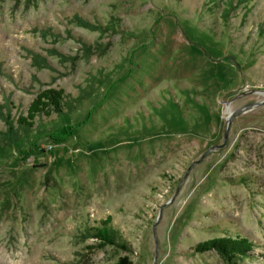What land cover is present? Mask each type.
<instances>
[{"label":"rangeland","instance_id":"374dc122","mask_svg":"<svg viewBox=\"0 0 264 264\" xmlns=\"http://www.w3.org/2000/svg\"><path fill=\"white\" fill-rule=\"evenodd\" d=\"M262 101L264 0H0V264H264Z\"/></svg>","mask_w":264,"mask_h":264},{"label":"trees","instance_id":"16d2710c","mask_svg":"<svg viewBox=\"0 0 264 264\" xmlns=\"http://www.w3.org/2000/svg\"><path fill=\"white\" fill-rule=\"evenodd\" d=\"M64 91L57 88H49L41 91L37 94L35 99L31 102L28 107L26 115H20L17 119V124L20 127L31 128L34 125L36 118L40 116L50 117L52 114H61L64 110ZM9 106V105H8ZM6 107V106H5ZM4 107V108H5ZM3 113L0 110V119H2L8 126V132L11 134L15 133L14 130V118L9 110ZM3 109V108H0ZM0 131V136H1ZM60 140H62V136ZM59 142V141H58ZM109 220V219H108ZM106 220L104 223L109 224ZM89 236L100 241L101 246L115 245L120 246L123 250H126V245L120 243V237L118 233L110 227H96L89 231ZM199 249H213L222 256L227 264H238L240 260H245L248 253L251 251L252 243L248 239L237 238V239H217L207 243H204L198 247ZM120 264H130L128 259L125 257L121 259Z\"/></svg>","mask_w":264,"mask_h":264},{"label":"water","instance_id":"95a60500","mask_svg":"<svg viewBox=\"0 0 264 264\" xmlns=\"http://www.w3.org/2000/svg\"><path fill=\"white\" fill-rule=\"evenodd\" d=\"M261 106H264V101L262 102H255V103H250L248 105H245L244 107L236 110V111H233V112H229V114L226 115V126H225V133H224V143L221 147H224L226 142H227V139H228V134H229V130H230V127L232 125V122L237 118L239 117L240 115L254 109V108H258V107H261ZM155 237H156V234H155Z\"/></svg>","mask_w":264,"mask_h":264}]
</instances>
